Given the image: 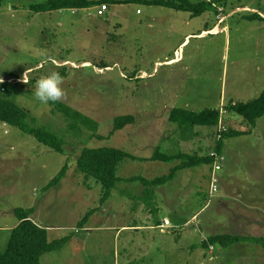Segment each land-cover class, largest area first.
<instances>
[{"label":"rangeland","instance_id":"obj_1","mask_svg":"<svg viewBox=\"0 0 264 264\" xmlns=\"http://www.w3.org/2000/svg\"><path fill=\"white\" fill-rule=\"evenodd\" d=\"M42 1L1 0L0 80L8 83L4 98L28 112V125L45 127L64 140V154L0 123V253L17 224L13 210L32 208V220L47 230L49 241L70 237L60 250L44 254L40 264H264V249L252 243L214 246L213 252L202 246L216 234L264 237L262 205L250 210L255 224L227 227L221 226L217 207V198L225 195L220 182L249 190L244 196L264 202V115L252 127L234 114L222 118L226 128L245 133L223 141L225 160L214 171L219 180L214 195H209L210 163L179 170L172 183L162 186L120 181L101 205L100 185L75 166L83 147H114L142 159L156 149L207 156L215 148L216 127L183 132L168 115L173 108L213 109L224 117L229 104L257 99L264 90L262 24L242 17L251 13H239L221 24V31L197 37L216 23L211 10L194 19L187 12L134 3L107 5L102 17L96 7L90 16L83 10L75 16L30 10ZM217 3L229 9L249 5L264 13V0ZM177 53L178 62L158 64ZM52 71L63 77L65 96L58 103L95 121L102 139H91V131L81 125V133H74L51 102L35 99L36 81ZM142 73L148 77H139ZM125 115L134 122L111 132L114 118ZM66 164L65 176L47 188ZM177 164L126 160L117 176L152 180ZM92 209L95 213L78 227ZM165 218L170 225L161 231ZM132 224L143 228H121Z\"/></svg>","mask_w":264,"mask_h":264},{"label":"trees","instance_id":"obj_2","mask_svg":"<svg viewBox=\"0 0 264 264\" xmlns=\"http://www.w3.org/2000/svg\"><path fill=\"white\" fill-rule=\"evenodd\" d=\"M217 1L219 0H216L215 3H217ZM132 3L187 12L192 17H197L208 10L214 9L211 4L206 3L204 0L196 3H192L189 0H43L41 3L31 4L29 8L34 13H45L59 10L90 9L103 4L125 5ZM217 5L219 4L217 3ZM245 18L251 21H263L257 13H251L245 16ZM62 70L61 75H64V68H62ZM4 85H8V83H0V123L18 129L23 134L34 138L38 143L56 153L64 154V140L55 133L49 132L45 127L28 125L25 122L26 118L29 116L28 112L4 98L5 94L2 93V91L5 90L2 89ZM52 104L55 106L56 111L61 113L65 120L68 121L67 126L74 133H81L80 128H78V125H81L91 131V139L94 137L102 139L101 136L97 135L98 124L95 121H91L87 116L73 110L65 104L58 102ZM224 110L225 114L224 117L222 115V118H227V115L234 114L237 116L236 118L252 127L256 120L264 115V90L257 99L248 103H231L225 107ZM229 118L232 119V117ZM168 121L176 125L183 132L191 131L197 126L208 128L216 127L217 129L220 121V112L219 110L213 109L192 112L185 109L173 108L168 115ZM133 122L134 117L132 115L117 116L113 120V129L111 132L114 133L117 130H121ZM244 133L245 132L226 128V130L222 132L220 139L216 140L213 151L223 155L221 153L223 141ZM126 160L133 162L159 161L167 164L179 162V164L171 168L168 175L152 180H147L139 176L121 179L117 176L118 166ZM210 163H212V159L209 155L199 156L196 153L190 155L178 151L176 153L167 154L156 149L151 158L142 159L114 147H97L92 149L83 147L76 158L75 166L80 174L86 178H93V180L100 185L101 196L99 203L103 205L109 200L112 191L120 181H138L144 186H162L173 180L175 173L179 170ZM67 169L68 166L66 164L54 179L51 180L47 188L56 186L65 176ZM95 211L96 209L89 210L78 222V227H83ZM12 213L16 221H18V224L11 229L5 250L3 253H0V264H40V258L44 254L60 250L70 239V237L67 236L49 241L47 230L39 227V225L32 220V208H15ZM241 243H252L264 249V237L262 236H242L230 233L211 235L202 241V246L207 249L214 246L226 249Z\"/></svg>","mask_w":264,"mask_h":264},{"label":"crops","instance_id":"obj_3","mask_svg":"<svg viewBox=\"0 0 264 264\" xmlns=\"http://www.w3.org/2000/svg\"><path fill=\"white\" fill-rule=\"evenodd\" d=\"M200 1H202V0H200ZM219 6L222 8L221 12H219L216 8L211 10L212 12H214V15H215L216 23L214 24V26L212 28L206 30V31L201 32L200 34L197 35V37H201V36H204L206 34L217 33L219 31H221L219 26L221 24L226 23L228 19L233 18L236 14H239V13H257L263 19V21H258V20H252V21L253 22H260L262 24L261 27L262 28L264 27V13L259 11L260 9H257L255 7L250 9L248 7L249 5L248 6H237V7L232 8V9L226 8L225 7L226 5H224V7H223L222 4H219ZM227 10H229V11L226 13L225 11H227ZM203 15H204V13H202L201 15H199L197 17H201ZM242 17L245 18V16H242ZM189 18L194 19L196 17H192L189 14ZM220 18H222V22H218V20ZM244 18H242V19H244ZM224 30L227 31V27H225ZM179 60H180V54L177 53V55L175 57L167 59V61L165 60L163 62H158V64H166V66H167L168 64L176 63ZM145 76L148 77V75L146 73H142V75H139V77H145ZM129 178H131V177H129ZM172 182H173V180L170 183H172ZM219 186H220L221 191L223 189V191L225 192L224 197H222V193H221L220 196L217 198V204H218L217 207L220 210V217H221L220 224H221V226L224 225L227 227V226H230L233 224H240L241 225L243 221L246 223V225L255 224L254 220L250 216L251 215L250 210H254V209L256 210L258 207H260V205H262V211H260V212L262 213L263 219H264V202H262L263 200L262 201H260L261 199L258 200L257 196H244V193H248L250 191L244 190L241 188L233 189V188H231V185H229L228 183H225L224 186L222 187V182H220ZM161 192H162V190H161ZM243 202L247 203L248 206L244 207V206L240 205V203H243ZM245 208H246V212H245ZM240 209H242L243 211H240ZM222 216L225 217V222H224V219H222ZM194 219H195V215L192 216L191 220H194ZM164 221H168V220L165 218ZM163 222L160 226H163ZM187 222H189V221H187ZM17 224H18V221H17ZM17 224L15 226H17ZM121 228L127 229V230H139L143 227L138 225V224H132V226H123ZM210 248L213 252L214 251L213 247H210Z\"/></svg>","mask_w":264,"mask_h":264},{"label":"built area","instance_id":"obj_4","mask_svg":"<svg viewBox=\"0 0 264 264\" xmlns=\"http://www.w3.org/2000/svg\"><path fill=\"white\" fill-rule=\"evenodd\" d=\"M206 3H209L212 5L213 8H216L219 12L222 11V8L217 5L215 3L216 0H204ZM85 11L88 16H90L91 14L89 13L90 9H71V10H59V13H63V11H69L71 15L75 16L77 15L79 12L81 11ZM107 11V5L103 4L101 6L96 7V14L99 17H102L105 12ZM138 13V12H137ZM218 22H222V18H220L218 20ZM222 114L223 112L220 111V121L219 124L217 126L216 129V133H215V138L216 140L220 139V135L222 134L223 131L226 130V127L224 126L223 122H222ZM209 157L212 159V172H211V177H210V182H209V195L210 194H215L218 191V178L216 176H214V171L220 170L221 169V164L224 162L225 157L223 155L218 154L215 151H211L209 152ZM170 224L168 223V221H164L163 222V226H160V230L162 231L163 229H165V227H168Z\"/></svg>","mask_w":264,"mask_h":264},{"label":"clouds","instance_id":"obj_5","mask_svg":"<svg viewBox=\"0 0 264 264\" xmlns=\"http://www.w3.org/2000/svg\"><path fill=\"white\" fill-rule=\"evenodd\" d=\"M27 73L24 72L23 76ZM3 81L0 80V83ZM24 82V81H23ZM63 77L59 72L52 71L51 73L42 76L36 81L35 99L42 104L56 103L65 96V91L62 87Z\"/></svg>","mask_w":264,"mask_h":264}]
</instances>
